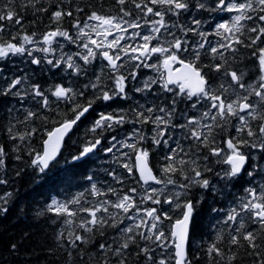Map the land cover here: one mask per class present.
Instances as JSON below:
<instances>
[{
	"label": "snow or ice",
	"instance_id": "1",
	"mask_svg": "<svg viewBox=\"0 0 264 264\" xmlns=\"http://www.w3.org/2000/svg\"><path fill=\"white\" fill-rule=\"evenodd\" d=\"M51 7V0L48 6L21 0L19 11L16 0L0 4V60L19 56L41 72L59 70L84 81L45 87L34 81L35 71L9 73L0 67V97L21 105L7 109L12 119L4 128L15 159L23 158L21 144L27 145L30 166L44 174L97 101H133L128 108L100 112L88 129L100 130L99 135L86 139L71 157L75 163L111 154L116 167L104 171L119 187L107 181L106 188L98 187L88 175L90 188L65 201L53 198L37 212L51 213L57 217L52 222L61 223L57 248L71 264L75 256L82 264H130L132 257L136 264H194L199 257L191 251V233L203 194L223 198L246 175L243 195L234 196L227 209H211L223 215L211 225L214 239L200 250L208 264H237L240 249L264 264V0H96L84 6L56 0L49 14ZM29 9L49 14L46 31L24 29L21 13ZM204 12L209 20L198 15ZM213 13L231 15L205 30ZM16 26L19 30L11 32ZM242 49L250 51V70L233 67ZM26 101L35 106L25 107ZM61 103L70 106L67 111L60 110ZM21 111L22 118L13 116ZM125 125L131 127L123 131ZM41 132L45 138L36 150L31 142ZM106 132L115 134L106 137ZM156 149L162 160L158 170L150 165ZM7 157L0 144V170L6 171ZM214 164L227 167L217 170ZM7 183L0 175V185ZM193 189L201 190L195 201ZM11 196L0 195V214L7 213ZM109 229L115 233L110 238ZM97 236L103 238L98 245ZM88 245L95 246L94 254ZM10 248L15 252L17 245Z\"/></svg>",
	"mask_w": 264,
	"mask_h": 264
},
{
	"label": "trees",
	"instance_id": "2",
	"mask_svg": "<svg viewBox=\"0 0 264 264\" xmlns=\"http://www.w3.org/2000/svg\"><path fill=\"white\" fill-rule=\"evenodd\" d=\"M5 0H0V4L4 3ZM21 0H16L17 10L19 11ZM81 6L89 3H96V0H75ZM49 0H41V4L48 6ZM56 0H51L52 7L49 10H55ZM111 0H106V4H110ZM39 6V5H38ZM49 14H33L32 10L29 9L26 13H21L23 16L22 24L24 29L31 34L32 32L42 33L47 30L49 26ZM200 18L209 20V14L204 12L198 14ZM231 14L228 13H213L212 19L208 24H205V30L210 31L211 28L222 20H228ZM7 23V22H5ZM65 28H69L68 22L64 24ZM19 30V26L11 29V32ZM9 38V35H5V39ZM215 42L214 37H210ZM68 50L67 48L65 49ZM75 50V49H73ZM250 51L242 49L240 54V62L233 64L234 68L251 69L253 64L252 59H248ZM26 58L19 56H10L7 59L0 60V67H4L7 72L11 73L19 68H23L27 72L35 71L34 81L41 83L47 87L54 83H67L72 81L74 84L79 86L82 84L83 78L79 81H74L72 78L65 76L59 70L53 72H41L37 66L24 63ZM207 62V61H205ZM231 62V61H230ZM98 63H103L102 61ZM47 68V65L43 66ZM96 67V65H93ZM146 75H153L150 70H143ZM143 78V77H142ZM63 81V82H62ZM134 100H138L141 103L144 102L140 94H133ZM54 99V98H53ZM152 99L151 96L148 97ZM81 103L84 99L81 98ZM133 101L124 102L117 99L114 102L104 103L97 101L93 109H91L81 121L78 122V126H75L70 135L65 140L62 154L57 158V162L54 163L49 170L44 174H40L37 169L30 166V157L27 155L28 146L21 144L19 154L23 157L21 160H16V152L13 151L14 142L9 141L4 128L8 125L9 120L12 119L8 115L7 109L9 107L20 108L21 105L17 103L15 99L0 97V144L5 146V150L8 152L6 159V171L0 170V175H6L8 183L0 185V195L11 192L12 196L9 199L6 207L8 211L6 214H0V264H71L67 253L63 249H58L56 246V234L61 228V223H53V220H57V217L48 213L43 216H38L37 212L43 210L45 206L50 203L53 198L59 201H65L71 199L77 193L90 188L91 182L86 179L88 175H93L94 180L97 182L98 187H107L104 181L112 184L114 187H119L111 177H108L105 173V169L116 167L112 163L111 154L105 155L100 152L88 159L81 160L79 162H71V157L78 154L80 145L86 140L93 136L99 135L100 130L97 133L88 132V129L92 127L93 122L98 119L100 112H112L114 109L123 107L128 108L129 104ZM25 107H34V103L25 102ZM65 104H60V110L67 111ZM19 115L23 117V112L13 113V116ZM69 113V118H71ZM53 125L49 124L48 128ZM131 125H125L123 131H127ZM18 128L23 130L22 125H18ZM123 131H120V135L123 136ZM87 133V134H86ZM115 133L106 132L105 136L110 137ZM43 132L40 136L34 137L31 142V147L36 150H40L42 140L45 138ZM223 137H218V141ZM40 141V142H39ZM105 146L107 143L105 141ZM127 151V149H124ZM162 163L160 150L156 149L150 156V165L158 170ZM217 170L220 167H227V165H215ZM20 172L19 176H16V172ZM122 171V170H121ZM46 175V176H45ZM214 182H215V178ZM259 177L257 180L259 181ZM249 177L246 175L234 182V186L224 191V196L221 198L219 195L212 196L210 193H204V201L199 206L198 213L195 217V224L192 229V248L191 251L194 256L199 257L198 260L194 261V264H208L207 257L204 255L201 249V245L206 246L207 242H210L215 237V231L211 228V225L216 222L223 214L217 215L213 213L211 209L230 207L234 196L243 195L244 188L248 186ZM219 188H223L222 182L218 183ZM87 195V193H86ZM194 201L199 199L201 196L200 189H193L192 193ZM89 200L94 199L92 196L87 195ZM75 207V206H73ZM178 214V213H177ZM63 217L60 218L62 220ZM114 231L107 230V237L114 235ZM226 235V233H225ZM103 238L97 236L96 244L102 242ZM12 244L17 245L15 252L11 251L10 246ZM89 254H94L96 251L95 246H85ZM75 256V254H74ZM76 264H82L81 258L75 256ZM84 261L88 260V255L83 258ZM259 264V258L255 256L246 255L244 249H240L237 264ZM130 264H136L135 258H130Z\"/></svg>",
	"mask_w": 264,
	"mask_h": 264
},
{
	"label": "water",
	"instance_id": "3",
	"mask_svg": "<svg viewBox=\"0 0 264 264\" xmlns=\"http://www.w3.org/2000/svg\"><path fill=\"white\" fill-rule=\"evenodd\" d=\"M70 133H71V132H70ZM70 133H69V134H70ZM68 136H69V135H68ZM68 136H67V137H68ZM67 137H65V140H66Z\"/></svg>",
	"mask_w": 264,
	"mask_h": 264
},
{
	"label": "bare ground",
	"instance_id": "4",
	"mask_svg": "<svg viewBox=\"0 0 264 264\" xmlns=\"http://www.w3.org/2000/svg\"><path fill=\"white\" fill-rule=\"evenodd\" d=\"M70 81V80H69ZM63 82V81H62ZM44 134V133H43ZM87 134V133H86ZM45 136V135H44ZM40 142V141H39ZM46 176V175H45Z\"/></svg>",
	"mask_w": 264,
	"mask_h": 264
}]
</instances>
